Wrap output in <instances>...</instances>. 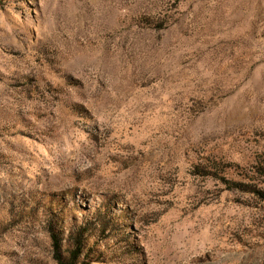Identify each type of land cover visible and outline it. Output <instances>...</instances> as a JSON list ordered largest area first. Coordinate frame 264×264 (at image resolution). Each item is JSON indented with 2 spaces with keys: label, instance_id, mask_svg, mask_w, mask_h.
Listing matches in <instances>:
<instances>
[{
  "label": "rangeland",
  "instance_id": "obj_1",
  "mask_svg": "<svg viewBox=\"0 0 264 264\" xmlns=\"http://www.w3.org/2000/svg\"><path fill=\"white\" fill-rule=\"evenodd\" d=\"M264 264V0H0V264Z\"/></svg>",
  "mask_w": 264,
  "mask_h": 264
},
{
  "label": "trees",
  "instance_id": "obj_2",
  "mask_svg": "<svg viewBox=\"0 0 264 264\" xmlns=\"http://www.w3.org/2000/svg\"><path fill=\"white\" fill-rule=\"evenodd\" d=\"M57 260H58V264H69L68 262H66L63 259H61V256H58Z\"/></svg>",
  "mask_w": 264,
  "mask_h": 264
}]
</instances>
